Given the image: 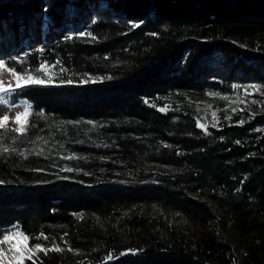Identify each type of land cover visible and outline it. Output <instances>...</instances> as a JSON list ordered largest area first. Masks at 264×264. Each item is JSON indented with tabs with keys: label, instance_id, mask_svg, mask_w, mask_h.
Listing matches in <instances>:
<instances>
[{
	"label": "trees",
	"instance_id": "obj_1",
	"mask_svg": "<svg viewBox=\"0 0 264 264\" xmlns=\"http://www.w3.org/2000/svg\"><path fill=\"white\" fill-rule=\"evenodd\" d=\"M41 16L72 34L5 62L46 82L0 128V229L62 250L36 264H264V107H196L264 84V0H0V56Z\"/></svg>",
	"mask_w": 264,
	"mask_h": 264
},
{
	"label": "rangeland",
	"instance_id": "obj_2",
	"mask_svg": "<svg viewBox=\"0 0 264 264\" xmlns=\"http://www.w3.org/2000/svg\"><path fill=\"white\" fill-rule=\"evenodd\" d=\"M89 26L90 22L88 19L87 21H85V25H82L80 29V34H86L87 30L89 29ZM32 31L37 43L36 46L31 49H26L25 47H23L19 53L11 54L7 57L0 56V62L4 64V67H0V82L3 83V86L5 88L10 89V91L8 92H0V97H4L8 100L7 104L0 103V118L7 115L9 119L6 122L5 127H9L13 130L20 127V125L17 124L15 119L16 114L19 112H23L26 108H31L32 106V104L27 99H21L15 103V101L13 100L14 98H12L16 95L15 89L19 88V90H21L30 86H41L43 84H24L21 87H17L16 76L13 75V72L10 71L11 69H9L5 65L6 60H14L17 59V57L23 56L27 53H39L42 45L47 43H53L59 39L68 37L72 34L71 30L67 28H54L45 16H41L39 18L34 19ZM24 104H26V106ZM196 107L202 114L206 125L212 127L218 126L220 116L223 114L227 116H233L234 114H248L254 116L259 113V111L264 107V84L262 85L252 82L233 83L232 89L228 94H222L219 93V91H209L207 99L196 101ZM17 231H20L17 227H11L0 230V241L4 240L5 235L14 234ZM11 243L15 244L16 241L13 240ZM29 247L31 246L29 245ZM0 250H3L6 254L5 258L3 260H0V264H10V244L8 242H0Z\"/></svg>",
	"mask_w": 264,
	"mask_h": 264
},
{
	"label": "snow or ice",
	"instance_id": "obj_3",
	"mask_svg": "<svg viewBox=\"0 0 264 264\" xmlns=\"http://www.w3.org/2000/svg\"><path fill=\"white\" fill-rule=\"evenodd\" d=\"M135 26H138V25H135ZM0 67H4V64L2 62H0ZM10 71H12L13 75L16 76L17 87H21L24 84H43L46 82L45 80L41 79L39 76H33L31 73L20 74V73H16L14 70H10ZM36 71L48 73V68L46 65H41L38 69H36ZM69 83H71V81H69ZM254 87H258V86H254ZM8 91H10V89L5 88L3 86V83L0 82V92H8ZM0 103L7 104L8 100L5 99L4 97H0ZM30 114H31L30 107L26 108L25 111L23 112L17 113L15 119H16L17 124L20 125V127H18L17 129H14L13 131H16L19 133H23L24 131H26L25 125L27 123V118ZM8 119L9 118L7 115L0 118V127H5ZM41 237L45 240L48 239V237L43 236V234H41ZM32 239L33 238L29 237L28 235H25L23 232H20V231H17L16 233L11 234V235L4 236V240L0 242H8L10 244V251H11L10 264H24V261L26 259L32 260L33 264H36V260L34 259V256L36 253L44 252L46 254L48 251H62L61 249L57 247H53L49 249L44 248L42 244L38 242L40 240V237H36L35 239L37 242L32 244L31 247H29V242ZM13 240L16 241L15 244L11 243ZM5 256L6 254L4 253V251L0 250V260H3Z\"/></svg>",
	"mask_w": 264,
	"mask_h": 264
}]
</instances>
